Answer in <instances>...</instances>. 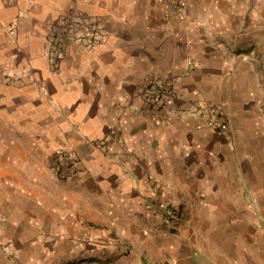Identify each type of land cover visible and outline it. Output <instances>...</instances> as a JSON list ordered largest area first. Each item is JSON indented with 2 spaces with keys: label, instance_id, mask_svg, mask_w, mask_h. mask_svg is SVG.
<instances>
[{
  "label": "crops",
  "instance_id": "0c3cea01",
  "mask_svg": "<svg viewBox=\"0 0 264 264\" xmlns=\"http://www.w3.org/2000/svg\"><path fill=\"white\" fill-rule=\"evenodd\" d=\"M185 1L0 0V264H264V0Z\"/></svg>",
  "mask_w": 264,
  "mask_h": 264
},
{
  "label": "built area",
  "instance_id": "2783aa9c",
  "mask_svg": "<svg viewBox=\"0 0 264 264\" xmlns=\"http://www.w3.org/2000/svg\"><path fill=\"white\" fill-rule=\"evenodd\" d=\"M166 7L169 8L173 14H184L186 10V1L185 0H163ZM14 31L15 28L12 27ZM90 30L94 34L93 42L100 40V37L97 35V28L94 25H91ZM140 94L146 100L148 107L147 109H154L152 113V118L157 124H168L173 116H183L186 114L185 110L180 109L176 103V93L172 88L164 85L163 82L157 80L152 83V85L141 90ZM167 111L166 115H160L159 112ZM213 126L217 129L228 130L229 122L227 119L222 118V116L217 115ZM104 139H111L110 135L97 138L96 143L100 144ZM170 213V211H169Z\"/></svg>",
  "mask_w": 264,
  "mask_h": 264
}]
</instances>
